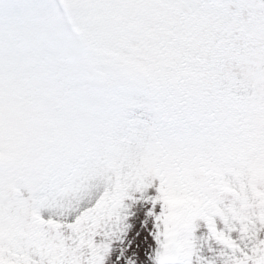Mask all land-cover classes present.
Listing matches in <instances>:
<instances>
[{
	"label": "snow or ice",
	"instance_id": "6c2138e0",
	"mask_svg": "<svg viewBox=\"0 0 264 264\" xmlns=\"http://www.w3.org/2000/svg\"><path fill=\"white\" fill-rule=\"evenodd\" d=\"M0 264H264V0H0Z\"/></svg>",
	"mask_w": 264,
	"mask_h": 264
}]
</instances>
